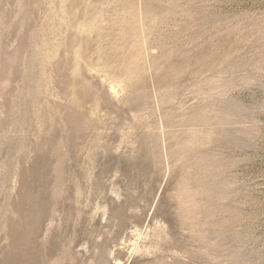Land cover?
<instances>
[{
	"label": "rangeland",
	"instance_id": "374dc122",
	"mask_svg": "<svg viewBox=\"0 0 264 264\" xmlns=\"http://www.w3.org/2000/svg\"><path fill=\"white\" fill-rule=\"evenodd\" d=\"M0 264H264V0H0Z\"/></svg>",
	"mask_w": 264,
	"mask_h": 264
}]
</instances>
